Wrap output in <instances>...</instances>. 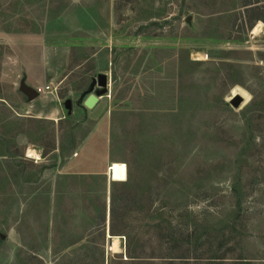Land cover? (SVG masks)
Returning a JSON list of instances; mask_svg holds the SVG:
<instances>
[{
  "label": "rangeland",
  "instance_id": "1",
  "mask_svg": "<svg viewBox=\"0 0 264 264\" xmlns=\"http://www.w3.org/2000/svg\"><path fill=\"white\" fill-rule=\"evenodd\" d=\"M0 135V264H167L161 221L205 231L179 264H264V0H0Z\"/></svg>",
  "mask_w": 264,
  "mask_h": 264
},
{
  "label": "trees",
  "instance_id": "2",
  "mask_svg": "<svg viewBox=\"0 0 264 264\" xmlns=\"http://www.w3.org/2000/svg\"><path fill=\"white\" fill-rule=\"evenodd\" d=\"M7 141V140H5ZM5 144V142L2 140L1 135H0V158L2 156H14L15 153L10 151L9 149L7 151L2 150V146ZM11 146V144H9ZM12 147V146H11ZM7 152V153H5ZM130 175H129V182H124L125 185L128 187L132 185L133 181L136 179L132 178V169H130ZM128 175V173H127ZM112 179V177H111ZM145 187V195L144 197L146 198V203H144L142 206L138 205L139 203H134V208L133 211H144L146 214L153 215L156 214L157 211H159V208L156 209L155 206V199H154V194H157L156 191V185L153 183H148L144 185ZM139 197V193L136 192L134 195V201H136ZM115 195L114 191L112 192L111 195V209H110V234L112 236H119L123 235L127 239V244H126V255L130 257L132 260L133 257H136L135 251L138 245H135L140 238L138 234H136V231L134 228L129 226V224H124L120 225L117 223L115 220L116 217V211H115ZM152 210V211H151ZM237 214V210L235 211L234 215ZM228 220V224L226 225V228L229 226H235L236 223H234L235 215ZM160 220V219H159ZM155 221V220H154ZM161 221V220H160ZM162 223H154L152 224L153 227L156 229L160 230V240L157 242L156 245H154V241H149L150 244H152V251L151 255L149 256L150 262L149 263H154L156 259H161L162 261H165L167 264H179L177 261H182L179 258L186 257L184 256L189 252L188 245L190 246V249L192 248L191 244L194 243V250L196 251L199 240H197V237L202 238V234L205 232L204 230H201L202 234L199 236L197 233L199 231L198 228L196 229H187L184 228L182 225L179 226L178 223H173V222H168V221H161ZM139 228V227H138ZM232 229V228H229ZM101 231V234L103 237H106L108 235V224H104V226H101L99 228ZM138 231V230H137ZM162 233L163 236L161 235ZM205 234V233H204ZM203 234V235H204ZM197 241H196V240ZM100 252V257L105 258V249H103ZM157 250H159V253H157ZM199 259L201 256H198ZM214 258V257H213ZM248 257H234L232 259H223V258H215V259H209L207 261H202V264H255L253 260L247 259ZM133 261V260H132ZM149 261V260H147Z\"/></svg>",
  "mask_w": 264,
  "mask_h": 264
},
{
  "label": "water",
  "instance_id": "3",
  "mask_svg": "<svg viewBox=\"0 0 264 264\" xmlns=\"http://www.w3.org/2000/svg\"><path fill=\"white\" fill-rule=\"evenodd\" d=\"M98 85L107 87L109 85V77L106 73H99L98 74ZM21 89L29 95L31 99L37 97L39 95V91L36 88H33L32 86L28 85L24 81L21 83ZM100 100V97L95 93H90L89 96L85 99L84 104L88 108H93ZM243 101V97L240 94L234 95L232 97L231 102L234 106H238ZM67 106L70 107L69 101H67ZM110 174V171H109ZM110 206H111V197L108 198V237H111L110 234Z\"/></svg>",
  "mask_w": 264,
  "mask_h": 264
},
{
  "label": "bare ground",
  "instance_id": "4",
  "mask_svg": "<svg viewBox=\"0 0 264 264\" xmlns=\"http://www.w3.org/2000/svg\"><path fill=\"white\" fill-rule=\"evenodd\" d=\"M28 155H29V153H28ZM31 155V154H30ZM32 156V155H31ZM35 156V155H34ZM109 171H110V167H109ZM128 172H127V165H126V173H125V175L127 174ZM127 176V175H126ZM114 237H119V236H114ZM110 238H113V236H111Z\"/></svg>",
  "mask_w": 264,
  "mask_h": 264
},
{
  "label": "crops",
  "instance_id": "5",
  "mask_svg": "<svg viewBox=\"0 0 264 264\" xmlns=\"http://www.w3.org/2000/svg\"><path fill=\"white\" fill-rule=\"evenodd\" d=\"M106 171H107V170H104L103 172H101V174H106ZM99 174H100V173H99ZM110 177H111V176H110Z\"/></svg>",
  "mask_w": 264,
  "mask_h": 264
}]
</instances>
